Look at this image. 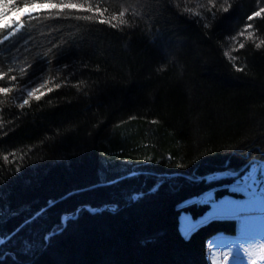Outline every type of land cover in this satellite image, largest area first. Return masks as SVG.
<instances>
[{"label": "trees", "instance_id": "1", "mask_svg": "<svg viewBox=\"0 0 264 264\" xmlns=\"http://www.w3.org/2000/svg\"><path fill=\"white\" fill-rule=\"evenodd\" d=\"M222 3L99 0L128 24L45 17L0 44L2 264H208L179 207L264 163V0Z\"/></svg>", "mask_w": 264, "mask_h": 264}, {"label": "snow or ice", "instance_id": "2", "mask_svg": "<svg viewBox=\"0 0 264 264\" xmlns=\"http://www.w3.org/2000/svg\"><path fill=\"white\" fill-rule=\"evenodd\" d=\"M163 3H174L176 8L180 7V0H162ZM219 0H207L208 5H211L212 8H216ZM233 7L230 0H223V3L219 6V11L222 13H228L230 9ZM25 9H40L42 11H25L24 16L18 20H14L11 24L0 28V44H3L5 41H9L13 37H17L18 35L27 39L28 37L23 35L24 29L26 27L25 21L39 20L47 17L48 19H75V20H83V21H93L94 17L97 23L102 25H110L112 28L117 27V23L115 21H119L122 25H127L128 21L120 19L123 17L124 13L120 12L117 15L109 16L107 19L105 18V13L107 12L106 8H102L99 6V0L96 3H93V0H0V21L7 15H10L13 11L20 12ZM188 11V9H185ZM83 13V14H78ZM264 13V8H261L259 11H254L251 16L248 17L249 20H252L253 17L261 16ZM199 16V14H197ZM204 27H209V25L205 24ZM250 27V25H249ZM243 35V33H241ZM261 44H264V40L261 41ZM261 45L257 44L256 47L259 48ZM54 47L60 48V45H54ZM239 47L243 49L245 47L244 44H240ZM227 55V53H226ZM233 59V57H230ZM68 67L67 64L64 65ZM13 71L9 69L8 72L0 71V81L5 79V76H8L10 82H14L17 80L15 75H9V73ZM237 72H243V68H237ZM21 73L26 74V69L21 68ZM27 83V81H25ZM45 87L44 84H41L39 87H32L27 92L26 99L23 100V103L19 105L22 109L24 105L29 103V100L34 96L36 101H40L42 95L44 94L41 89ZM59 87V85H57ZM12 87L8 86H0V94H8L12 92ZM21 93L24 92V89H19ZM52 89L48 88V92H51ZM40 93V94H37ZM156 123V121H153ZM5 160L8 159V156L4 157ZM151 157H145L144 163H151ZM159 160L155 161V163L159 164ZM194 163V161H193ZM175 167L183 168L185 165L176 164ZM21 169L17 168L16 172L19 173ZM261 176L257 178V165L253 162L250 165L249 171L243 176L239 177V173L236 171L230 170L226 173V175L231 176L235 183L232 185H221L220 187H213L210 191H206L200 197H194L185 199L183 204L180 206L182 208L189 207H197V206H206V210L201 214L200 221H211L213 219H222L225 215L229 216L233 219L241 220L242 226L245 223V216L247 213H250L256 210L257 207L260 208L261 211H264V165L260 166ZM138 173L136 171H132L130 173L131 176H135ZM239 177V178H238ZM7 179V178H6ZM120 179L123 177H118L116 180L109 181V183H118ZM190 180L195 182L196 180H210L214 179V177H189ZM165 183L163 179L159 180L155 187L151 189L152 192H155L161 184ZM96 185H91L87 190H93ZM222 187L230 188V191L233 193H244L249 197L247 201L240 200H230L227 197L223 201H218L215 197V193L220 191ZM258 189H260L258 191ZM146 195L141 192L136 196H133V199H139L140 197ZM90 212L98 211L97 209L89 208ZM187 216L181 215V220H188ZM182 231L185 235L191 233L193 231V226L191 223L184 225L182 227ZM4 243L3 240H0V245ZM241 248L245 254L250 255L249 248H244L241 245ZM262 251H264V245L261 246ZM27 249L25 250V253ZM9 253L0 252V264L9 256ZM225 262L228 261L229 257L232 255V248L222 254ZM18 257H14L17 259ZM264 259V256L261 257ZM213 259H215V255L213 254ZM252 264H256L255 260H252Z\"/></svg>", "mask_w": 264, "mask_h": 264}, {"label": "rangeland", "instance_id": "3", "mask_svg": "<svg viewBox=\"0 0 264 264\" xmlns=\"http://www.w3.org/2000/svg\"><path fill=\"white\" fill-rule=\"evenodd\" d=\"M23 15L24 12L18 14L17 17ZM13 18L3 20L1 23L11 24ZM255 164L257 165V178L259 179L262 174L260 166L264 163ZM224 176L229 175H220L215 179ZM215 197L218 201H223L226 197L230 200L240 201L249 199L244 193H233L227 187H222L220 191H217ZM205 210L206 206L179 207V216L181 234L190 243L201 247L205 251L208 264H252V260H255L256 264H264V259L261 258L264 256V251L261 249V246L264 245V211L257 207L256 210L247 213L244 218L245 223L242 226L241 220L230 218L227 215L222 219L201 222L200 216ZM181 215L187 216L189 219L182 221ZM189 223L193 226V231L185 235L182 227ZM241 245L244 248H249L250 255L243 252ZM230 247L232 248V255L225 262L222 254L227 252ZM213 254L215 259H213Z\"/></svg>", "mask_w": 264, "mask_h": 264}]
</instances>
